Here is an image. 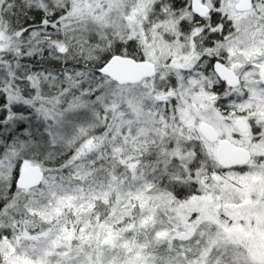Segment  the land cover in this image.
Instances as JSON below:
<instances>
[{
	"label": "snow or ice",
	"instance_id": "snow-or-ice-1",
	"mask_svg": "<svg viewBox=\"0 0 264 264\" xmlns=\"http://www.w3.org/2000/svg\"><path fill=\"white\" fill-rule=\"evenodd\" d=\"M0 264H264V0H0Z\"/></svg>",
	"mask_w": 264,
	"mask_h": 264
}]
</instances>
